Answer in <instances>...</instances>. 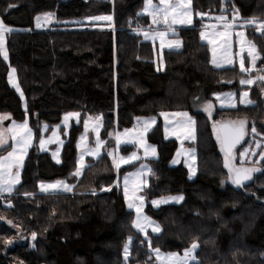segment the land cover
Here are the masks:
<instances>
[{
  "label": "trees",
  "instance_id": "16d2710c",
  "mask_svg": "<svg viewBox=\"0 0 264 264\" xmlns=\"http://www.w3.org/2000/svg\"><path fill=\"white\" fill-rule=\"evenodd\" d=\"M144 1L0 0V18L12 28L6 36L8 61L0 55V112L19 121L28 116L34 129L41 124L48 128L59 124L65 113H80L79 125L73 126L63 145L61 162H54L49 152L31 148L15 192L0 196V264H125L122 248L128 236L133 238L131 264L146 261L149 246L181 252L197 238L198 264H264V160L263 171L244 187L228 184L221 188L225 171L209 118L194 113L190 106V99L199 91L205 99H212L216 93L240 94L248 89L251 104L216 109L215 116H245L262 132L264 81L242 85L241 80L247 77L237 62L224 67L207 65L210 50L200 39L203 20L197 17L191 26L174 33L181 48L164 50V66L157 68L151 41L128 23L149 24L140 13ZM191 3L194 13L210 14L219 11L222 0ZM225 3L237 8L243 18L264 21V0ZM48 12L54 13L56 22L50 28L35 29V17ZM102 15H111V28L92 19ZM247 38L260 52L256 66L264 65L263 33L248 31ZM248 61L246 56L245 67H249ZM9 66L15 69L25 109L8 82ZM167 111H188L194 118L197 172L192 179L182 164L170 165L177 142L163 138L159 118V113ZM86 115L103 118L104 141L115 124L120 130L130 128L136 117H158L147 134L158 157L147 160L152 174L145 194L148 200L183 194V200L157 208L147 204V214L161 225L160 233L150 235L147 243L133 229V212L126 208L120 190L91 192L99 184L108 186L114 178L106 153L96 159L88 157L81 175L76 178L73 174L75 139ZM7 148L0 149V155ZM118 149L127 154L133 146ZM136 166L122 167L120 174ZM57 179H69L72 190L35 194L40 181ZM13 225L25 236L35 232L36 239L32 244L14 241Z\"/></svg>",
  "mask_w": 264,
  "mask_h": 264
},
{
  "label": "rangeland",
  "instance_id": "374dc122",
  "mask_svg": "<svg viewBox=\"0 0 264 264\" xmlns=\"http://www.w3.org/2000/svg\"><path fill=\"white\" fill-rule=\"evenodd\" d=\"M156 1L157 2H154L152 0V3L154 5H160V0H156ZM171 2L176 3L177 0H171ZM144 8H145V1L140 11L141 14L143 13ZM236 10L237 8H235L234 6L226 5L225 0H222V5L218 12H213L210 14L194 13L193 8H192V3H191L189 9H187V11H189L191 15V21H192L191 23H187V22L180 23L179 19H181V17L179 16L177 17V22L172 23V18L169 17V24H171V27L169 28L164 23L154 24L152 22V17L144 14L146 18L148 19L149 24L147 26H143L140 32L143 35L144 39H145V36L143 34L144 32H149L150 37H154V38H149L147 40H150L154 47V61H155L156 67L157 68L159 67L160 69H162L164 66V63H163L164 50L181 48L182 42L178 37L173 36L174 33H176L179 27L189 26V25L191 26L195 18L197 17L198 19L203 20L202 25H200V39L206 46H208L210 50V59L212 61H213V51L215 50V59L217 63L213 64L214 66L216 67L227 66L228 64H230L227 62L228 59H231L233 63L237 62L238 65L240 66L241 57L243 56L245 59V57L247 56V59L249 60L248 61L249 67H245V68L251 69L252 68L251 60L247 55V50H245L243 53L241 52V40L244 39L246 41L253 43L252 40L247 38L248 31H254L256 33H261V32L257 30L258 24L257 25H246L245 24V21L253 19V18H243L240 16L238 12L237 18L233 20V15L235 14ZM46 14H51V15L48 16ZM200 14H203V15H200ZM104 16H111V15H102V16H97V17H104ZM37 17H40L39 27H37V21H36ZM220 17H224L226 19L224 20L219 19ZM254 19L257 20L258 22H264L257 18H254ZM95 21H102L103 23L105 22L108 25L107 27L111 28L110 26L112 25V19L111 21L109 20H95ZM55 22L56 20H55L54 13L52 12L42 13L35 17L34 28L35 29H47V28H50V26ZM226 22L232 25L230 29L225 28ZM6 27L10 28L8 26ZM226 31L229 34L223 35V33H225ZM160 32L166 33V35L163 37V40H164L163 48L161 47V38L158 35H156V33H160ZM9 33L10 31H6L4 33L3 47L6 51H7L6 36ZM201 33L204 34L203 37ZM240 33H243L244 35L241 36ZM263 37H264V33H263ZM174 41H179L180 46L176 47L174 45L173 47L169 48L168 47L169 42H174ZM1 56L4 59L3 55ZM5 61H8V59ZM256 62H258V60ZM217 64L219 66H217ZM12 69L14 68L12 66H9L8 73H7V79H8L9 84L13 88H15V90L17 91V88L14 85L19 86V84L17 81L16 72L13 73ZM263 69H264V65L260 67L255 66V69H253L252 71L245 72L247 78H244L242 80L252 79L254 82L257 81L258 80L257 77L262 76ZM254 71L257 72V75H252ZM10 74L12 77V82H10V79H9ZM252 84L245 83L242 85L252 86ZM17 93L21 97L22 104L25 109V99L23 95L21 96V93H22L21 89L20 91H17ZM244 93H247V96H244L243 95ZM212 97H213L212 99H205L203 97L202 91H199L197 92L195 96H193L190 99V106H191V111H193L194 113L200 112L209 118L210 130H211L213 138L218 144L219 152L221 154V159H222V165L225 171V178L220 181V187L222 188L228 184L234 185L230 182V180H228V170L224 167V153L221 151L220 141L217 139V136L219 134L218 127L223 122H227L232 125L234 122H238L240 120H246V134L242 142L233 150V153L235 155L234 162L239 167L241 166L240 154L242 152H245V150H248V154L244 157L243 166L244 167H256V168L261 169V171L254 172L252 174V179L249 181H246L245 183L250 182L254 180V178L263 171V166L261 164V161H262L261 153H264V117H263V122H262V126H263L262 132H259V130L256 129L258 134H254L251 131L252 127H254V122L253 120L248 119L245 116H233L230 114L228 115L219 114L218 116H215L216 109L234 108L232 106L233 104L235 105V107L239 104L247 105V103H241V100H245V101L250 100L248 89H243V91H241L240 94L239 93L236 94L233 91H226V92L216 93ZM261 97L264 100V91H262ZM209 103L212 105V108L210 109V111H206L205 106ZM178 112H186L188 114V117H191V120L194 122V118L191 116V114L188 111L161 112V113L168 114V116L165 117L164 115H161V113H159V118L162 123V134H163L164 139L171 138V139L176 140L177 142V149L170 162V165L176 166V165L182 164L183 166L187 168L188 178L192 179L196 175V172H197L196 154H195V147H194L195 122L189 124L187 122V118L178 117V116L173 115L174 113H178ZM69 113H77L78 115L70 116L67 120H65V117ZM0 116L8 117V119H5L2 122H0V128H4V129L10 128L13 122H15L17 125H22L25 122H27L28 129L31 130L32 141H31V144L27 148L26 154L24 155L23 167H24V163L26 161V158L31 148H34L35 152H43V151L49 152L52 160L56 163H60L62 160V148L65 143V140L69 138L73 126H77L80 123V113L76 111L63 114L60 123L57 125H53L51 128H48V125L46 124H41L37 127V129H34L29 124L28 116L24 120H20V121L14 119L10 115V113H7V112H0ZM97 116L99 115H92V116L86 115L82 120V124L80 125L79 132H77V136L75 139V150H76L75 168H74L73 174L80 167L81 156H83V164H84V167L81 169V173H82L83 169L85 168L87 164L88 157L96 159L103 152L106 153L113 167L114 178L112 182L108 184V186L99 184V187H97L94 191H91V192L93 193L104 192V191L111 190L113 187H115L116 190H120L123 195L126 208L133 212V217L131 219L132 224H133L136 213L134 209L128 208V201L125 199V195H124V188H125L124 181H125V177H128L129 195L131 196L134 193L135 196L144 198L143 214L149 217L152 221L155 222V224H158L161 228L160 223L156 219L151 217L149 214H147L145 210L147 204H150L153 208H157L161 205H166V204H179L182 202V200L177 202L176 200L169 199L168 203H160L158 206L153 205L152 201L154 200L160 201L162 199L170 198V197H180V196L183 197V194H166L162 196L153 197L150 200H148L145 194V189L148 187V184H149V177L152 174L151 165L149 164L147 160L156 159L158 157L157 147L156 145L148 141L147 134L149 131L152 130L153 126L157 123L158 117H155V116L136 117L134 124L130 128H123L120 130L116 129V124H115L113 129H111L108 133V140L104 141L101 135L102 125H103L104 120L103 118H99V120H97ZM152 121H155V122L152 123ZM178 122H182V123H178ZM41 140H44L43 145L40 144ZM98 141L100 142L99 145L97 143ZM258 143L260 147H257ZM121 145H132L133 150H131L127 154H123L118 149ZM15 146H16L15 142L11 139V136L10 135L7 136L6 143L3 146H0V149L7 148V147L8 148L5 150L3 154L0 155V157L7 156L8 152L12 151L13 147ZM153 149H155V154H153L152 152ZM253 152L255 153V155L251 154ZM93 153H98V154L94 155ZM133 154H135V157H138V158H133L128 163H123L120 159L121 157H123L125 160H127L129 157H132ZM193 155L195 156L194 162L191 159ZM114 157L118 162H120L119 169H117L113 164ZM257 161H260V162L256 163ZM135 164H137V166L134 169H130L124 172L123 175L120 174L122 167L132 168ZM142 166H146L143 169V175L141 176L135 175L136 173L141 172ZM23 167L19 169L20 181H21V171ZM148 169H151L150 173L148 172ZM102 170L104 171L105 168ZM13 171L15 172L17 170L13 169ZM75 177L78 178L77 176ZM58 181L66 183L67 185L71 187V190H72L73 182H71L69 179L68 180L67 179H57V180H52V181H40L37 184L35 194L36 195L37 194H55L59 192H69V191H65L63 187H60L56 190H49L48 192L41 191L40 185L42 183L43 184H56ZM19 184L20 182L14 186V190L11 194L4 193L3 196L12 195L15 192V189ZM4 222L6 223V220H4ZM7 223L11 225V223L9 222ZM12 227L15 230V234L12 238L14 241L23 242L25 240H28L31 244L33 243L34 240L32 239V235L25 236V233L21 232L19 227L14 226V225ZM133 229L136 230L134 227ZM139 233L144 237L143 243H147L149 241L150 235H156V234H159L160 232L158 233L152 232L151 227H149L147 229V235H145V233H142V232H139ZM129 238L130 236L126 238L123 248H122V261L125 264H131L129 263V259L131 257V248H132L133 238L131 237V240H129ZM12 243L14 242H11L10 244ZM143 243L141 242V245H144ZM125 245H128L127 259H125ZM185 249H183L181 252L159 250V256H157L155 252L156 249H153L149 246L148 248L149 254L147 255L146 261L140 264H167V261L171 257V254H176L179 257H183V253ZM195 256H196V253H195ZM245 257H247V255ZM249 257L250 259H253L254 256H249ZM196 260H197V257H196Z\"/></svg>",
  "mask_w": 264,
  "mask_h": 264
},
{
  "label": "snow or ice",
  "instance_id": "6c2138e0",
  "mask_svg": "<svg viewBox=\"0 0 264 264\" xmlns=\"http://www.w3.org/2000/svg\"><path fill=\"white\" fill-rule=\"evenodd\" d=\"M191 4V0H177L176 3H172L171 0H160V5H154L152 3V0H145V8L143 10L142 14H146L152 17V22L154 24L164 23L169 28L171 27V24H169V17L172 18V23L177 22V17H181L179 19L180 23H191V15L190 12L187 11L189 9ZM183 10V11H182ZM50 16L51 14H46ZM203 15V14H200ZM238 16V10H236L235 14L233 15V20H235ZM92 19L95 20H109L111 21V16H104V17H94ZM219 19H226L224 17H220ZM37 21V27L40 26V17L36 18ZM246 25H257L258 24V31L261 33H264V22H258L257 20L250 19L245 21ZM232 27L231 24L225 23V28L230 29ZM6 31H12V29L7 28L3 22L2 19H0V55H3L4 59H8L7 51L4 49V33ZM145 36V39L154 38L150 37L149 32L143 33ZM229 33L226 31L223 33V35H228ZM161 38V47H164V40L163 37L166 35V33L160 32L156 33ZM203 37V33H201ZM241 36H243V33H240ZM179 47L180 42L174 41L169 42L168 47L171 48L173 46ZM245 50H247V55L251 60L252 68H245V59L242 56L240 59V71L241 72H250L253 69H255L256 61L261 59L260 52L257 50L255 44L246 41L244 39L241 40V52L243 53ZM213 64H216L217 61L215 59V50L213 51ZM228 63H233L231 59H228ZM217 66H219L217 64ZM264 71V70H262ZM12 72H15V69H12ZM10 82H12V77L10 74ZM258 80L264 81V76H258ZM242 84H252L254 81L252 79L248 80H241ZM17 88V91H20L18 85H14ZM23 94L21 93V96ZM244 96H247V93L243 94ZM241 103H247L251 104L252 101L248 100H241ZM235 107V105H232ZM212 108V105L209 103L205 106L206 111H210ZM78 115L77 113H69L65 120H67L70 116ZM161 115H164L165 117L168 116L167 113H161ZM173 115L178 117H184L187 118V122L189 124L194 123L191 120V117H188V114L186 112H178L174 113ZM8 119L7 116H0V122L3 120ZM155 121H152L154 123ZM182 123V122H178ZM215 130V129H214ZM224 131V136L221 138V136L218 134L217 139L221 143V151L224 153V167L228 170V180L237 187H244L245 182L252 179V174L257 171H261L260 168L256 167H244V157L248 154V150H245V152H242L240 154L241 156V166H237L235 164V155L233 153V149L236 147L237 144L240 143V141L243 139V137L246 134V120H240L238 122H234L232 125H230L226 129H222ZM252 133L258 134L255 127H252L251 129ZM11 136V139L15 142V147H13V150L8 152L7 156L0 157V196H3L4 193L11 194L14 190V186L20 182L19 179V169L23 167V160L24 155L26 154L28 146L31 144L32 141V133L31 130L28 129L27 122H25L22 125H17L15 122H13L12 126L10 128L4 129L0 128V146H3L6 143V137ZM99 145V141L97 142ZM40 144H44V140L40 141ZM257 147H260L259 143L257 144ZM153 154H155V149L152 150ZM94 155H97L98 153H93ZM252 155H255V153H251ZM138 158L135 157V154H133L132 157H129L127 160H125L123 157H121V161L123 163H128L131 159ZM193 162L195 161V156L193 155L191 157ZM261 160H264V153H261ZM175 162V161H174ZM260 161H257L256 163H259ZM113 164L114 166L119 169L120 162H118L115 157L113 158ZM84 167L83 164V156L80 158V167L77 169V171L74 173L75 176L79 177L81 175V169ZM146 166H142V170L139 173H136L135 175L141 176L143 175V169ZM13 169H16L17 171H13ZM191 170V169H190ZM194 171V170H193ZM148 172H151V169H148ZM128 177H125V188H124V195L125 199L128 201V208L134 209L136 216L133 221L132 226L139 232L145 233L147 235V229L151 227L152 232L158 233L161 231V228L158 224H155L154 221H152L149 217L143 214V207H144V198L143 197H137L133 193V195H129L128 190ZM223 183V182H222ZM60 187H63L65 191H71V187L67 185L64 182L58 181L56 184H41L40 189L42 192H48L49 190H56ZM29 195V194H26ZM169 199L176 200L177 202L183 200V197H170L165 198L160 201H152V204L155 206H158L160 203H168ZM138 201V203H137ZM10 206V205H9ZM9 223H11L9 221ZM36 233H32V239H36ZM131 240V237L129 238ZM7 243H11V241H8ZM199 248L198 238L197 241H194L191 246L187 249H185L183 253V257H179L176 254H171V257L168 259L167 264H198V261L196 260L195 253L197 249ZM157 256H159V249L155 250ZM128 256V245H125V259H127Z\"/></svg>",
  "mask_w": 264,
  "mask_h": 264
},
{
  "label": "built area",
  "instance_id": "2783aa9c",
  "mask_svg": "<svg viewBox=\"0 0 264 264\" xmlns=\"http://www.w3.org/2000/svg\"><path fill=\"white\" fill-rule=\"evenodd\" d=\"M128 23H129V26H131L130 28L132 30H141L143 28V25H142V23L140 21H131V20H129ZM207 65L213 66V62H212L211 59L207 60ZM229 65H231V64H229ZM99 118H101L100 115L97 116V120H99Z\"/></svg>",
  "mask_w": 264,
  "mask_h": 264
},
{
  "label": "water",
  "instance_id": "95a60500",
  "mask_svg": "<svg viewBox=\"0 0 264 264\" xmlns=\"http://www.w3.org/2000/svg\"><path fill=\"white\" fill-rule=\"evenodd\" d=\"M231 124H229V123H227V122H223V123H221L220 125H219V127H218V133H219V135L221 136V138H223V136H224V131L222 130V129H226V128H228L229 126H230ZM244 138V137H243ZM243 140V139H242ZM242 140L240 141V143L242 142ZM239 143V144H240ZM239 144H237L236 145V147L239 145ZM220 146H221V143H220ZM235 147V148H236ZM234 148V149H235ZM233 149V150H234Z\"/></svg>",
  "mask_w": 264,
  "mask_h": 264
},
{
  "label": "crops",
  "instance_id": "0c3cea01",
  "mask_svg": "<svg viewBox=\"0 0 264 264\" xmlns=\"http://www.w3.org/2000/svg\"><path fill=\"white\" fill-rule=\"evenodd\" d=\"M154 2H157L156 0H153ZM190 26V25H189ZM176 27H178V26H176ZM182 27H185V26H182ZM180 28V27H179Z\"/></svg>",
  "mask_w": 264,
  "mask_h": 264
}]
</instances>
